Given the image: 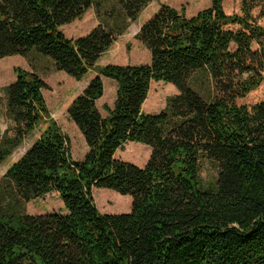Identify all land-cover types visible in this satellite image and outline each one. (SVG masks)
Segmentation results:
<instances>
[{
  "label": "trees",
  "instance_id": "trees-1",
  "mask_svg": "<svg viewBox=\"0 0 264 264\" xmlns=\"http://www.w3.org/2000/svg\"><path fill=\"white\" fill-rule=\"evenodd\" d=\"M149 2L120 0L130 22ZM95 4L0 0V59L36 52L76 80L94 73L67 108L87 146L78 160L39 75L16 67L4 87L10 124L0 129V163L46 124L4 176L25 202L56 192L65 213L0 208V264H264V100L236 101L264 80V0H240L241 14L210 0L191 17L162 3L136 34L149 62L126 65L98 64L116 42L103 24L77 38L61 30ZM198 71L211 75L213 99L190 85ZM104 77L116 82L105 116L97 106ZM160 81L178 93L147 113ZM127 142L150 148L144 166L116 158ZM203 158L218 165L214 188L201 183ZM93 188L130 195V211L100 212Z\"/></svg>",
  "mask_w": 264,
  "mask_h": 264
},
{
  "label": "rangeland",
  "instance_id": "rangeland-1",
  "mask_svg": "<svg viewBox=\"0 0 264 264\" xmlns=\"http://www.w3.org/2000/svg\"><path fill=\"white\" fill-rule=\"evenodd\" d=\"M164 3L177 10L182 7L187 17L195 15L200 10L210 6V0H150L134 22L126 19L120 0H96L94 7L89 8L81 18L63 25L61 30L68 38L85 35L98 24H103L116 35V42L100 57L98 64H143L150 60L148 50L137 40L142 23L160 9ZM223 8L227 14H241L240 0H223ZM264 24V20L261 21ZM255 48V47H254ZM20 67L39 75L47 84L43 95L50 112V117L56 121L61 130L70 140L71 155L78 160L84 153L86 143L77 126L71 121L67 108L71 101L79 95L94 73L90 72L81 80H76L62 71H57L53 62L36 52L28 56H6L0 59V129L4 131L10 124L5 116L4 87L15 80L14 68ZM114 83V84H113ZM113 79L108 78L104 89V97L97 101V106L103 116L106 115L104 104L113 105L116 86ZM192 88L205 99H213L216 95L215 85L211 75L206 71L196 72L191 81ZM115 87V88H114ZM178 90L170 83L152 82L148 97L143 104V110L156 114L164 110L170 96ZM264 100V80L254 90L244 97L237 98L238 104L252 105ZM41 123L32 137L18 147L3 163H0V208L15 213L46 214L65 213L59 195L52 191L46 195L31 200L22 201L11 182L4 176L8 167L15 162L38 137L45 127ZM150 148L144 144L127 142L117 150L115 156L138 166H144L150 155ZM87 151V150H86ZM218 165L209 158L200 162V180L204 188H214L217 181ZM92 193L96 206L102 213H126L131 209V196L122 195L106 188H93Z\"/></svg>",
  "mask_w": 264,
  "mask_h": 264
},
{
  "label": "crops",
  "instance_id": "crops-1",
  "mask_svg": "<svg viewBox=\"0 0 264 264\" xmlns=\"http://www.w3.org/2000/svg\"><path fill=\"white\" fill-rule=\"evenodd\" d=\"M108 78H106V77H104L103 78V82H104V87H105V85H106V80H107ZM114 84V83H113ZM113 86H116V82H115V85H113ZM115 88V87H114ZM104 97V94H103V96L101 97V98H103ZM100 98V99H101ZM110 106V105H109ZM87 147V146H86ZM86 150L87 149H85V151H84V153L80 156V158L79 159H82L83 158V156H84V154L86 153ZM150 150V149H149Z\"/></svg>",
  "mask_w": 264,
  "mask_h": 264
}]
</instances>
